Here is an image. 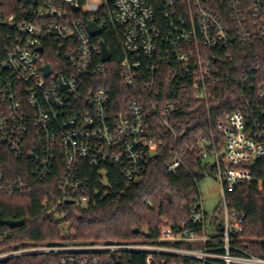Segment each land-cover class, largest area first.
<instances>
[{
	"label": "built area",
	"instance_id": "2783aa9c",
	"mask_svg": "<svg viewBox=\"0 0 264 264\" xmlns=\"http://www.w3.org/2000/svg\"><path fill=\"white\" fill-rule=\"evenodd\" d=\"M19 1L17 16L0 9V26L14 33L12 48L0 49V195L33 192L32 183L6 169L7 156L30 161L36 183L59 171L58 191L42 204L57 220L66 208L90 202L91 171L105 182L109 168L129 184L141 181L167 138L185 136L177 132L178 114L197 105L211 110L221 66L238 48L264 46V0ZM91 23L99 36L91 35ZM103 35L118 43V77L132 90L121 111L102 82L113 60H102ZM235 85L238 110L217 136L200 140L203 180L212 177L222 189L223 206L213 216L198 182L184 205L189 220L164 221L156 241L4 247L16 230L8 227L0 231V264L33 257H57L58 264H264V249L254 254L244 246L246 215L231 208L236 193L263 184L252 172L264 159V73L253 68ZM172 157L166 173L176 175L183 163L174 150Z\"/></svg>",
	"mask_w": 264,
	"mask_h": 264
},
{
	"label": "trees",
	"instance_id": "16d2710c",
	"mask_svg": "<svg viewBox=\"0 0 264 264\" xmlns=\"http://www.w3.org/2000/svg\"><path fill=\"white\" fill-rule=\"evenodd\" d=\"M22 4L19 0H0V9L7 17L19 15ZM14 33L0 26V49L12 48ZM113 56L103 84L110 90L112 101L118 111L128 104L132 90L124 86L118 77L121 51L118 43L103 35ZM259 68L264 73V46L238 48L231 62L221 66L223 76L218 80L219 88L214 93L211 110L202 105L178 114L181 121L177 132L186 131L178 141L168 137L154 158L141 181L129 184L113 169H108V181H102L96 171L89 177L92 184L90 202L84 208L65 209L63 218L45 215L42 204L47 193H56L60 186L61 173L55 172L45 183H36L28 160H15L7 156L6 169L16 179L29 181L32 194L0 195V221H24L25 225L14 230L13 238L4 247H19L26 244L64 243L89 244L99 242L156 241L164 221L178 225L190 217V204L196 184L203 181L202 172L206 163L202 159L200 140L218 135V125L238 110L235 102L239 89L235 80L245 72ZM218 138V137H217ZM175 157L182 163L176 175L166 173V168ZM257 182L254 188L236 193L231 198V208L246 215L247 232L244 246L254 254L264 249V159L253 170ZM30 177V178H29ZM259 189H262L261 191ZM9 230L0 224V231ZM135 230L139 231L135 235ZM261 248V250H260ZM16 264H58L57 257H33L16 261Z\"/></svg>",
	"mask_w": 264,
	"mask_h": 264
},
{
	"label": "rangeland",
	"instance_id": "374dc122",
	"mask_svg": "<svg viewBox=\"0 0 264 264\" xmlns=\"http://www.w3.org/2000/svg\"><path fill=\"white\" fill-rule=\"evenodd\" d=\"M201 191L204 198L205 210L209 216H213L216 209H222V189L220 183L212 178H206L202 181ZM61 217H58L60 219Z\"/></svg>",
	"mask_w": 264,
	"mask_h": 264
},
{
	"label": "water",
	"instance_id": "95a60500",
	"mask_svg": "<svg viewBox=\"0 0 264 264\" xmlns=\"http://www.w3.org/2000/svg\"><path fill=\"white\" fill-rule=\"evenodd\" d=\"M89 31L91 33V35L93 37H97L101 34V30L95 25V24H89ZM101 48H102V60L104 63H109L112 60V54L111 52L108 50L107 45L105 43H101ZM44 72H45V76H49L50 75V68L49 67H45L44 68ZM248 169H251V166H247ZM0 224L2 226H7L10 229H20L21 227H23L25 225L24 221H0ZM135 235L139 234L138 230H135L134 232Z\"/></svg>",
	"mask_w": 264,
	"mask_h": 264
}]
</instances>
